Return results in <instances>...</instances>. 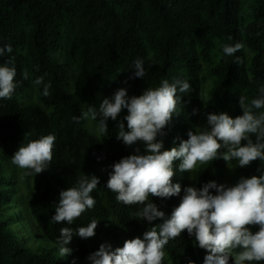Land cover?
<instances>
[{"label":"trees","instance_id":"trees-1","mask_svg":"<svg viewBox=\"0 0 264 264\" xmlns=\"http://www.w3.org/2000/svg\"><path fill=\"white\" fill-rule=\"evenodd\" d=\"M0 42L13 47L0 63L15 56L20 80L13 98L0 100V264H90L87 257L102 244L123 247L150 227L136 216L140 205H125L107 189L112 166L130 155L129 146L117 139L120 122L127 127V110L115 121L109 118L106 137L91 135L87 121L75 122L74 115L90 106L98 109L121 87L139 96L164 79L186 78L191 90L163 137L170 149L199 126L208 78L213 103L206 115H241L240 95L251 99L264 86V0H0ZM235 42L244 48L225 56L222 46ZM137 57L145 60V78H132ZM38 76L51 82V95L33 86ZM49 133L57 140L48 170L27 175L12 163L25 139ZM226 167L223 159L202 166L197 187L220 183ZM259 167V160L237 167L238 178L257 175ZM84 173L100 178L92 193L95 207L73 225L55 223L60 192ZM190 181L189 173L177 169L173 182L181 183L180 196L153 197L154 202L171 215ZM93 218L100 221L96 235L74 237L73 252L60 257L53 246L60 229L86 226ZM165 252L164 264H204L207 254L187 230Z\"/></svg>","mask_w":264,"mask_h":264},{"label":"clouds","instance_id":"clouds-1","mask_svg":"<svg viewBox=\"0 0 264 264\" xmlns=\"http://www.w3.org/2000/svg\"><path fill=\"white\" fill-rule=\"evenodd\" d=\"M243 48L242 42L224 44L222 52L235 56ZM12 52L11 44L0 42V58ZM236 61L242 62L238 56ZM131 69H135L133 79L147 75L142 57L133 61ZM22 74L24 80L29 79L28 72ZM16 77L15 56H10L0 63V100L13 98L20 84ZM32 84L43 86V96L51 95V82L45 83L44 76L36 77ZM190 90L189 80L182 77L164 79L139 96H130L128 89L121 87L110 98H103L98 109L90 106L80 116H73L75 122H96L91 131L97 137H106L109 118L115 121L127 110L123 117L127 127L120 122L117 139L136 147L133 154L112 166L107 189L125 205H140L136 216L150 225L142 236L126 240L123 247L113 249L110 244H102L87 257L90 264H164L166 246L185 230L194 237L196 246L206 250L204 264H264V86L251 99L240 95L241 115L209 113L206 125L189 130L188 139L166 149L165 129L180 114L178 106ZM56 140L54 133L25 139L12 156V163L26 170L27 175L37 176L50 168ZM217 159L226 161L230 168L233 161L236 167L243 168L259 160L260 167L257 175L241 177L234 184L213 180L202 187H183L184 194L171 215L154 202L153 197L163 200L180 196L182 185L173 182L177 169L196 180L192 173ZM99 185L100 178L95 174L79 175L72 187L60 192L52 221L73 225L95 207L92 193ZM155 221L161 222L154 224ZM99 222L93 218L86 226L62 227L53 245L59 256L67 257L73 252L70 244L74 237H94Z\"/></svg>","mask_w":264,"mask_h":264},{"label":"rangeland","instance_id":"rangeland-1","mask_svg":"<svg viewBox=\"0 0 264 264\" xmlns=\"http://www.w3.org/2000/svg\"><path fill=\"white\" fill-rule=\"evenodd\" d=\"M206 75L207 74L205 73L204 77H206ZM207 80H208V83L204 87L203 96H202L203 111H202L201 118L199 121V126H201V127L206 125V123H207V115L204 113V109H206V107H208L209 105H211L213 103V100L209 96L211 82L209 81V78ZM95 123L96 122L87 121V128L90 131L91 135H93V136H95V135L93 134L91 129H94ZM135 147H136V145L129 146V154L130 155L134 153ZM237 170L238 169H237L235 163L232 162V168H230L228 163H227V167H226L225 172L223 173V176L222 177L219 176L220 183H227V184L236 183L239 180ZM198 176H199V170H197V172L192 173L193 179H196V180H191L190 186L194 185L197 187Z\"/></svg>","mask_w":264,"mask_h":264}]
</instances>
